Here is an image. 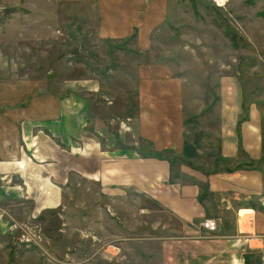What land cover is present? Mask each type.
<instances>
[{
	"label": "crops",
	"instance_id": "crops-1",
	"mask_svg": "<svg viewBox=\"0 0 264 264\" xmlns=\"http://www.w3.org/2000/svg\"><path fill=\"white\" fill-rule=\"evenodd\" d=\"M83 1L93 4L99 40L133 38L144 59L173 0ZM3 57L0 234L14 220H40L45 231L48 212L58 211L52 232L75 240L71 262L91 246L92 264H124L131 245L141 251L132 256L152 257L137 243L155 239L161 264H264V110L245 99L242 67L213 72L203 77L215 75L213 85L198 87L141 61L135 112L129 116L125 106L128 116L113 126L97 98L112 87L66 75L34 81ZM244 209L247 225L238 218ZM156 212L170 222L155 221L162 223L151 226L157 237L145 238L142 223ZM204 218L216 220L214 236H201ZM166 226L158 237L156 227ZM100 240L111 254L101 253Z\"/></svg>",
	"mask_w": 264,
	"mask_h": 264
},
{
	"label": "rangeland",
	"instance_id": "rangeland-1",
	"mask_svg": "<svg viewBox=\"0 0 264 264\" xmlns=\"http://www.w3.org/2000/svg\"><path fill=\"white\" fill-rule=\"evenodd\" d=\"M90 5L93 6L83 0H0V56L4 55L8 63L19 66L21 74L33 75L34 81L41 82L48 77L51 79L47 80L52 81L53 75H66L70 79L91 77L103 86L112 87L110 91L105 86L108 94L97 98L108 107L104 110L106 115L112 116L113 126L121 124H118L119 118L135 112L136 68L141 61L160 64L198 87L213 85L215 75L211 80L203 77L240 66L245 99L256 100L258 109L264 110V15L259 14L264 9V0H173L164 23L151 34L147 50L150 54L144 59L139 56L140 48L132 37L114 42L99 40L95 31V9ZM184 99L189 101L187 91ZM57 213L48 212L45 231L41 229V233L46 232L50 237L42 234L49 240L46 245L44 243V251L34 246L26 247L17 243L11 234L1 233L0 264L95 263L98 258L93 256L92 246L84 249L77 262H71L68 249L75 240L68 236L63 241L52 232H58L61 223ZM160 219L170 222L156 212L152 219L142 223L145 238L157 237L151 226H162L161 222H155ZM168 227H164L167 230L156 227L163 235L158 237H165ZM134 234L141 236V233ZM144 242L137 244L140 247L145 244L141 250L153 256L134 257L132 254L141 256V251L135 252L136 246L131 245V258L125 256L124 264H161L155 256L160 251L155 239ZM63 243L68 244L61 251L58 245ZM100 243L101 253H104L105 246L110 243L107 240H100ZM110 250L113 249L110 247Z\"/></svg>",
	"mask_w": 264,
	"mask_h": 264
},
{
	"label": "built area",
	"instance_id": "built-area-1",
	"mask_svg": "<svg viewBox=\"0 0 264 264\" xmlns=\"http://www.w3.org/2000/svg\"><path fill=\"white\" fill-rule=\"evenodd\" d=\"M248 220L251 221L252 218L249 217ZM37 221L39 220L36 221L26 220L23 222H18L14 220L8 225L6 232L14 236L17 243L23 244L26 247L34 246L44 251V243L46 242L45 243L46 245L49 242V240L44 237L46 236L44 233H41V229H43L42 224L40 221L39 222ZM33 222H37L38 224ZM200 226L202 229L201 231L202 237H211L217 233V229H218L217 222L213 218H204L200 222Z\"/></svg>",
	"mask_w": 264,
	"mask_h": 264
},
{
	"label": "bare ground",
	"instance_id": "bare-ground-1",
	"mask_svg": "<svg viewBox=\"0 0 264 264\" xmlns=\"http://www.w3.org/2000/svg\"><path fill=\"white\" fill-rule=\"evenodd\" d=\"M246 211L249 212L250 210H246V209H244V210H240V211H239V214H238L239 222H241L243 225H247V223H248V221H249V220H248V218H249L248 213L245 215ZM242 215H243V216H248V217H247V220H246L245 222L242 221Z\"/></svg>",
	"mask_w": 264,
	"mask_h": 264
},
{
	"label": "trees",
	"instance_id": "trees-1",
	"mask_svg": "<svg viewBox=\"0 0 264 264\" xmlns=\"http://www.w3.org/2000/svg\"><path fill=\"white\" fill-rule=\"evenodd\" d=\"M248 1H251V0H247V2H248ZM259 14H260V15H264V9L261 10V11L259 12Z\"/></svg>",
	"mask_w": 264,
	"mask_h": 264
}]
</instances>
